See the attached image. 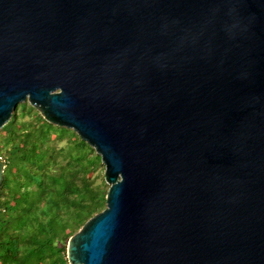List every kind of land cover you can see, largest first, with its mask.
Listing matches in <instances>:
<instances>
[{
  "label": "water",
  "instance_id": "1",
  "mask_svg": "<svg viewBox=\"0 0 264 264\" xmlns=\"http://www.w3.org/2000/svg\"><path fill=\"white\" fill-rule=\"evenodd\" d=\"M24 101L104 165L69 264H264V0H0Z\"/></svg>",
  "mask_w": 264,
  "mask_h": 264
},
{
  "label": "trees",
  "instance_id": "2",
  "mask_svg": "<svg viewBox=\"0 0 264 264\" xmlns=\"http://www.w3.org/2000/svg\"><path fill=\"white\" fill-rule=\"evenodd\" d=\"M0 158V264H69V237L106 207L100 155L24 101L0 128Z\"/></svg>",
  "mask_w": 264,
  "mask_h": 264
},
{
  "label": "rangeland",
  "instance_id": "3",
  "mask_svg": "<svg viewBox=\"0 0 264 264\" xmlns=\"http://www.w3.org/2000/svg\"><path fill=\"white\" fill-rule=\"evenodd\" d=\"M25 119H27V117H25ZM64 144V141L62 142H59L57 145L58 146H61ZM99 171V177H98V181H101V179L103 178L104 180V176H103V173H104V165L102 164L101 168L98 170ZM105 181V180H104ZM106 183V182H105ZM107 184V183H106ZM108 185V184H107Z\"/></svg>",
  "mask_w": 264,
  "mask_h": 264
}]
</instances>
